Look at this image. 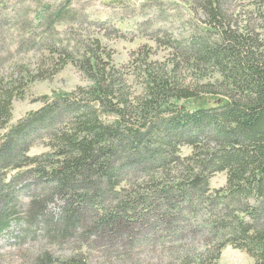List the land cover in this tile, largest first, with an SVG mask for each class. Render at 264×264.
I'll list each match as a JSON object with an SVG mask.
<instances>
[{
    "label": "trees",
    "instance_id": "trees-1",
    "mask_svg": "<svg viewBox=\"0 0 264 264\" xmlns=\"http://www.w3.org/2000/svg\"><path fill=\"white\" fill-rule=\"evenodd\" d=\"M14 1L0 0V12ZM84 1L33 0L9 44L38 57L0 74V238L43 242L25 264H92L93 253L106 264H140L144 253L217 264L227 247L264 264V0H251L260 33L234 25L233 0H187V35L150 37L170 49L167 61L139 49L137 94L101 41L76 33L95 25ZM6 24L0 15V52ZM67 65L90 86L42 97L9 126L13 100ZM38 142L47 151L30 156ZM217 173L226 184L211 189ZM64 246L68 255L52 252Z\"/></svg>",
    "mask_w": 264,
    "mask_h": 264
},
{
    "label": "rangeland",
    "instance_id": "rangeland-1",
    "mask_svg": "<svg viewBox=\"0 0 264 264\" xmlns=\"http://www.w3.org/2000/svg\"><path fill=\"white\" fill-rule=\"evenodd\" d=\"M61 0H40V5L46 3H56ZM117 4H107L101 0H85L83 5L86 7V14L90 21L95 25H85L79 28L81 35H92L98 38L107 51L110 52L112 62L118 67L125 77L131 92L137 94L140 92L139 79L135 77L132 71H140L139 62L135 59L138 51L142 47L150 48L152 55L150 60L165 62L171 55L169 48L158 46L152 36L162 35L163 32H172L174 35H187L190 12L188 11L187 0H158V2H149L147 0H118ZM10 9L0 12L3 22H8L3 26L7 31L4 40L7 49L0 52V60L4 61V71H0L2 76H9L13 71L10 67L17 65H33L38 55L33 52L15 51L14 46H9L12 40L18 38L24 24L30 25L34 11L38 10V4L33 0H23L19 2H10ZM264 15V8H261ZM229 15L232 17L234 25L244 28L246 26L257 28L261 31L262 20L259 17L260 12L252 5L251 0H233L229 9ZM195 23L200 24L199 21ZM88 24H91L88 23ZM103 25V26H101ZM107 29H104V28ZM67 26L57 27L59 33L67 30ZM112 30H115L114 33ZM12 47V48H11ZM90 82L73 66L67 65L53 78L45 81H39L31 84L25 94L24 99H15L12 102V120L9 126L15 124L30 112L38 110L42 106V97H52L53 93L72 92L77 88H87ZM5 130L0 132L2 135ZM47 148L41 143L34 145L29 155H39L46 152ZM183 154L190 153V149L184 148ZM226 184L225 173L215 174L209 181L211 189H219ZM42 241L26 242L22 245L14 242L10 236L0 238V255L6 264H25V257L35 253L42 247ZM67 246L53 248L55 255L66 256L70 253ZM140 264H157L162 259L156 253H144L137 255ZM102 257L97 254L91 255L92 264H106ZM116 264H124L117 261ZM217 264H254L244 252L234 250L231 247L225 248Z\"/></svg>",
    "mask_w": 264,
    "mask_h": 264
}]
</instances>
